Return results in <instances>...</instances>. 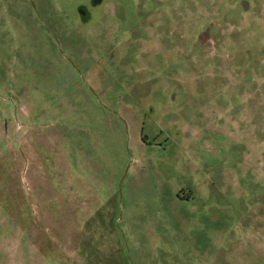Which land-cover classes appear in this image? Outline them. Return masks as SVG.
I'll list each match as a JSON object with an SVG mask.
<instances>
[{
  "label": "rangeland",
  "instance_id": "374dc122",
  "mask_svg": "<svg viewBox=\"0 0 264 264\" xmlns=\"http://www.w3.org/2000/svg\"><path fill=\"white\" fill-rule=\"evenodd\" d=\"M256 1L0 0V264H264Z\"/></svg>",
  "mask_w": 264,
  "mask_h": 264
},
{
  "label": "flooded vegetation",
  "instance_id": "af4514ba",
  "mask_svg": "<svg viewBox=\"0 0 264 264\" xmlns=\"http://www.w3.org/2000/svg\"><path fill=\"white\" fill-rule=\"evenodd\" d=\"M254 4L256 7V9H255L256 13L255 14L259 17L262 15V10H264V0H257L256 2H254ZM241 6L243 9L247 8L245 2H242Z\"/></svg>",
  "mask_w": 264,
  "mask_h": 264
}]
</instances>
